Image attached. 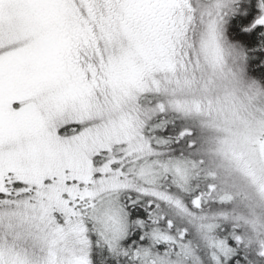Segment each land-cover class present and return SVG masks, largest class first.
I'll list each match as a JSON object with an SVG mask.
<instances>
[{"label":"snow or ice","instance_id":"obj_1","mask_svg":"<svg viewBox=\"0 0 264 264\" xmlns=\"http://www.w3.org/2000/svg\"><path fill=\"white\" fill-rule=\"evenodd\" d=\"M0 264H264V0H0Z\"/></svg>","mask_w":264,"mask_h":264}]
</instances>
